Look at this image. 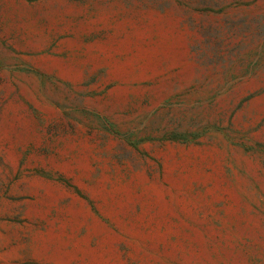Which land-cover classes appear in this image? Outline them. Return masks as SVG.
<instances>
[{
    "label": "rangeland",
    "instance_id": "obj_1",
    "mask_svg": "<svg viewBox=\"0 0 264 264\" xmlns=\"http://www.w3.org/2000/svg\"><path fill=\"white\" fill-rule=\"evenodd\" d=\"M0 264H264V0H0Z\"/></svg>",
    "mask_w": 264,
    "mask_h": 264
}]
</instances>
